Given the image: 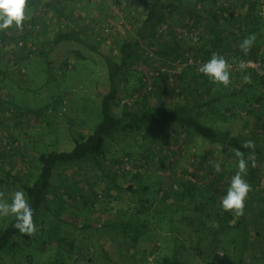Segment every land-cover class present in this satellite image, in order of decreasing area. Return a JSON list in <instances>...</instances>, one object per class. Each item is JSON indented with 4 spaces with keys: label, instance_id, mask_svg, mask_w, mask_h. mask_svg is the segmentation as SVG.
Listing matches in <instances>:
<instances>
[{
    "label": "rangeland",
    "instance_id": "1",
    "mask_svg": "<svg viewBox=\"0 0 264 264\" xmlns=\"http://www.w3.org/2000/svg\"><path fill=\"white\" fill-rule=\"evenodd\" d=\"M180 1L186 3L185 7L170 11L166 23L156 26L157 34V29L165 26L161 42L173 44L171 49H165L166 55L173 56L172 50L176 49L177 57L169 60L179 66L173 68L171 80L167 74H161L151 81L152 90L141 96L144 72L168 60L144 47L141 58L132 64L125 74L127 80L119 88L121 99L113 106L116 115L138 107L144 99L163 105L181 102L187 70L198 72L200 57L210 59L215 52L224 56L229 64L241 58L239 46H231V51H226L220 46L214 49L203 46L206 41L200 45V38L195 42L186 36L178 37L184 24H195L200 29V0ZM127 3L130 6L124 15L126 26L120 24L113 28L107 38L97 40L100 26L107 17L89 22L95 34L82 35L98 46L97 51L71 37L53 45L60 30L67 32V27H60L55 14L39 4L27 5L29 19L24 21L22 32L14 26L0 31V192L5 194L6 201L10 202L12 193L24 191L22 185L33 180L37 155L70 151L72 136L91 133L100 121L99 105L109 83L104 55L118 59L117 49L109 42L134 34L143 0ZM114 18L118 24L120 17ZM263 47L257 46L256 51L264 63ZM148 49L153 56L146 54ZM245 75H250L252 81L246 85L242 81ZM230 78L236 90L244 91L230 95L228 90L223 98L206 108L205 121L232 135H252L258 144H264V94L259 79L251 70L238 65L230 68ZM154 82L160 90L159 99L152 95L156 92ZM228 88L231 89L230 85ZM203 90L200 86V92ZM201 95V100L203 97L212 99V94ZM216 109L224 112L226 120L211 113ZM241 111H247L248 115H240ZM148 139L141 132L104 138V167L114 181L102 176L90 162L56 165L47 204L38 209L34 218L38 231L28 237L20 232L13 235L0 251V264H161L163 256L183 251L184 264L236 261L238 243L233 240L241 230L230 228L213 239L216 246L221 243L216 253L223 260L215 263L199 256L200 250L206 256L211 255L212 236L195 230L197 223L193 214L196 213L188 210L192 203L185 210L191 219L187 217L184 224L181 220L168 222L171 206L176 202L173 192L183 181L208 187L211 180L217 179L218 187L216 183L214 187L215 193L220 194L219 200L226 194L237 170L233 156L222 146H211L180 126L165 127L157 132L151 150ZM124 157L128 158L126 166L138 168L136 172L127 170ZM202 160L205 163L200 165ZM214 161L220 163L219 172L213 166ZM255 165L256 195L252 202L253 216L246 228L244 264H264V160ZM144 185L148 189L144 193L131 190ZM26 198L28 200L27 195ZM246 200H250L249 193ZM157 208L163 211L154 215ZM131 216L132 221H128ZM13 218L11 215L0 217V230ZM232 218L236 222L239 217L232 214ZM190 232V237L200 236L199 247L193 248L195 239L189 240ZM222 244L227 252L225 256L221 252ZM226 259L230 261L223 263Z\"/></svg>",
    "mask_w": 264,
    "mask_h": 264
},
{
    "label": "trees",
    "instance_id": "2",
    "mask_svg": "<svg viewBox=\"0 0 264 264\" xmlns=\"http://www.w3.org/2000/svg\"><path fill=\"white\" fill-rule=\"evenodd\" d=\"M120 0H118L119 2ZM44 0H28V6H34L39 4L40 6H46L59 19L65 15V8L59 3H52L51 6L47 5ZM51 2V1H50ZM186 3H182L180 0H143L141 13L139 19H136V25H134V34L125 35L117 38L110 43L118 51V59L115 60L110 55H104V60L108 68V87L106 92L103 94L99 109H100V121L93 127L91 133L83 134L77 133L72 136L73 147L70 151H49L48 153H40L37 155V170L36 175L30 183H25L22 185L27 197L28 203L33 208V220L38 209L47 204L48 192L50 189V179L52 176V171L58 164H68L73 163H85L90 162L99 171L102 176L110 178L108 172L104 167L105 163V140L104 138L112 136L113 134H123L133 132H141L148 139V148L151 150V146L154 144L156 133L161 131V129L169 126H180L189 132L193 133L197 137L202 138L209 145H220L228 152V155L233 156L235 166L237 167V157L236 150L241 151L244 154V158L248 159L250 156H254L255 162L259 160H264V144H258L252 135L236 134L231 133L217 127L213 124L207 123L205 121L204 113L207 111L206 108H210L213 102L219 101L226 95L229 90L230 95H236L239 92L244 91V89L236 90L234 86L230 84L231 89L225 88L222 85L213 84L208 77L204 76L199 72L187 70L186 79L184 82V98L181 102L173 103L170 105L159 104V102H147L144 99L139 103L138 107L132 110H125L122 115L118 116L113 110V106L119 103L120 95L119 88L127 80L125 75L130 69L135 61L141 58L143 53V48L153 49L158 56L164 58L175 59L176 49L172 50L173 56L166 55V48L173 47V44L162 43L161 35L156 33V26L160 23L165 24L168 17V13L173 10H182ZM194 10L196 7L193 8ZM65 17V16H64ZM214 25V24H213ZM212 26V24H211ZM69 30V31H68ZM77 39L79 42L91 49L97 51L98 46L93 42L87 41L82 38L79 34L77 28H67V32L61 31L57 34V38L54 44L59 41L68 38ZM168 39V37H167ZM171 39V38H169ZM104 40V39H103ZM214 43H216L214 41ZM179 47V46H176ZM213 49L215 46L212 47ZM223 50H226L225 46H221ZM257 47L252 46L249 54L245 55L243 52H239V57H251L252 54L256 53ZM209 54V53H208ZM166 56V57H165ZM155 93L152 95L159 99V87L157 82H154ZM246 85V83H244ZM200 86H203L204 90L200 92ZM201 93L212 94V99H206L202 97ZM208 113V111H207ZM210 113V112H209ZM214 115L226 120L224 112L216 109L213 110ZM210 113V114H211ZM212 115V114H211ZM236 115V114H235ZM252 140L255 142L254 150L243 147L245 141ZM151 147V148H150ZM122 161L120 160L119 163ZM163 165V161L161 162ZM205 163L204 160L200 162V165ZM124 171V170H123ZM255 169L251 166V161H249L247 175L244 179L251 186V191L249 192L250 200H246L244 215L239 217L238 220L232 221V213L222 211L220 207V194L216 192L214 187L217 184V179L211 180L208 187L202 185L198 186L196 182H182L179 186H176L174 197L176 202L172 204L170 214L168 215V222H178L182 221L184 224L187 219H191L185 210L188 209L189 205L192 203V208L188 210L194 211L196 214L194 221L196 220L197 232L203 231L204 233H210L212 238L210 239L209 246L210 256H206L200 248L198 251L200 257H205L206 260H214L215 263H220L222 258L216 253L218 246L221 244L217 243L213 239L218 235L225 233L228 229H239L242 231L240 234L237 232L238 238L233 240L238 243V252L236 261L233 260L232 264H244L243 257L247 250V231L246 228L253 216V199L256 193L254 192V175ZM141 183H143V180ZM141 187V186H140ZM133 193L146 192L147 186L144 185L143 188H131ZM148 209V208H147ZM163 210H154V215L159 214ZM188 217V218H187ZM133 216L129 217L128 221H132ZM15 223V218L2 230H0V251L4 249L10 238L19 233L18 230L12 227ZM189 225V224H188ZM187 225V226H188ZM182 226V225H181ZM180 226V228H181ZM182 229V228H181ZM176 231V229H175ZM192 233L190 232L189 240L193 241V248L199 247L201 245V238L190 237ZM28 237L27 235H24ZM224 244L220 246L222 248ZM185 252V251H183ZM181 254H173V256H163L161 264H184L185 259L182 258ZM214 252V253H213ZM222 255L225 256L227 252L221 250ZM203 257V258H204ZM230 261L229 259L224 260L223 263Z\"/></svg>",
    "mask_w": 264,
    "mask_h": 264
},
{
    "label": "clouds",
    "instance_id": "3",
    "mask_svg": "<svg viewBox=\"0 0 264 264\" xmlns=\"http://www.w3.org/2000/svg\"><path fill=\"white\" fill-rule=\"evenodd\" d=\"M28 0H0V31L15 27L18 31H23L24 21L29 19L26 15ZM255 34L249 35L239 44V49L245 55L249 54L254 42ZM244 65H241L243 69ZM231 65L224 56L215 52L211 58L203 63L198 72L208 77V79L217 85H222L227 88L231 83L230 78ZM243 83H251L250 75L242 77ZM243 147L254 150L255 142L252 140L245 141ZM237 170L235 175L230 179L229 187L226 194L220 199V207L222 211L230 212L235 217L244 215L245 201L248 198V193L252 190L251 186L244 179L247 175L249 161L251 166L255 167L254 156L248 159L244 158V154L236 150ZM216 171L221 170L219 162H212ZM4 193L0 192V217L9 215L15 217L13 228L18 230L22 235L34 236L38 228L33 220V208L28 203L25 192L17 190L11 194V201L8 202L4 197Z\"/></svg>",
    "mask_w": 264,
    "mask_h": 264
},
{
    "label": "crops",
    "instance_id": "4",
    "mask_svg": "<svg viewBox=\"0 0 264 264\" xmlns=\"http://www.w3.org/2000/svg\"><path fill=\"white\" fill-rule=\"evenodd\" d=\"M120 1L126 2L125 14H127L130 6L127 2L132 4V1L135 3L138 0ZM117 2L118 0H51L48 4L49 6L52 3L61 4L65 8V17L58 19L55 15L60 27H76L83 37L86 33L87 36L95 34L89 22L95 18L102 21L106 17H110L111 7L114 8ZM240 2L244 5L238 6ZM230 3L233 4L229 5V9L227 8L229 16L222 18L223 22H220L214 13L213 0H200V26L204 35L200 40V45H203L202 41H206L203 46L221 45L225 46L226 51H231V46H239L245 37L255 34L256 39L253 46L262 49L264 46V6L260 5L257 0H231ZM139 17H136V19H139ZM110 18L113 20L114 17L111 15ZM113 21L116 23L115 18ZM116 28L118 26H115L114 29ZM214 41L215 44H213Z\"/></svg>",
    "mask_w": 264,
    "mask_h": 264
},
{
    "label": "built area",
    "instance_id": "5",
    "mask_svg": "<svg viewBox=\"0 0 264 264\" xmlns=\"http://www.w3.org/2000/svg\"><path fill=\"white\" fill-rule=\"evenodd\" d=\"M260 5L264 6V0H257ZM214 2V13L217 15V18L219 19L220 22H223L222 18H227L229 16V12L227 11V8L229 9L230 1L229 0H213ZM114 9V11H113ZM126 13V2L120 1L119 3H116L114 5V8L111 7V14L112 17L114 16H119L120 19L118 21V24L115 23L110 17H107L104 22L100 26V33L99 36L97 35V40H100L101 38H107L111 33L112 29L115 28V26H126L125 20H124V15ZM162 27V28H161ZM165 26H160L157 30L158 33L161 35L163 32ZM180 34L178 37L181 36H186L189 40L192 41H197L199 38L201 40L202 36V31H201V26L200 29L195 25V24H184L182 27H180ZM179 29V28H178ZM106 42H109L107 39ZM110 43V42H109ZM260 51V50H259ZM146 54L149 56H153V52L150 51L149 49L146 51ZM261 55L257 54V51L254 56L251 57H242L238 59V61L234 60L235 62L230 63L231 67L237 66L241 67L243 64L246 70H251L253 74L259 79L260 81V87L261 91L264 94V63L261 60ZM209 59L200 57V61L198 60V63L200 62V66L207 62ZM166 63L164 65H156L153 69H149L144 72L141 83L143 85L142 91H141V96L149 93L152 90V85L151 81L154 80L155 78L159 77L161 74H167L169 77V80H171L172 75L174 73L173 68L176 66H179L178 64H175L174 62L170 60H165ZM70 66V65H69ZM133 101V99L131 100ZM230 114V112H227V115ZM240 115L242 116H247L248 112L247 111H241L239 112ZM172 148V147H171ZM172 155V154H170ZM128 163V158L124 157L123 158V164L126 166ZM127 170L136 172L138 168H129L128 166ZM124 170V168H123Z\"/></svg>",
    "mask_w": 264,
    "mask_h": 264
}]
</instances>
